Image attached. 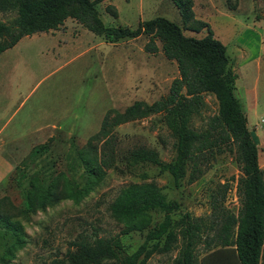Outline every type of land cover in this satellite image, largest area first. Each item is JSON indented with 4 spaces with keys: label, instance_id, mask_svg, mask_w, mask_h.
Instances as JSON below:
<instances>
[{
    "label": "rangeland",
    "instance_id": "1",
    "mask_svg": "<svg viewBox=\"0 0 264 264\" xmlns=\"http://www.w3.org/2000/svg\"><path fill=\"white\" fill-rule=\"evenodd\" d=\"M93 1L106 26L134 29L138 21L154 16L182 26L171 0ZM192 12L225 45L227 70L235 75L233 94L257 138V160L264 170V0H192ZM14 16L0 9V22L8 23ZM205 32L182 30L196 38ZM146 42L144 35L109 42L66 18L56 29L23 36L0 53V199H5L0 210L17 219L22 229L16 246L13 236L0 228V264H48L62 257L78 235L118 236L119 257L129 254L143 241L144 231L121 234L122 225L110 215L108 204L131 183H154L166 199L177 201L173 221L184 212L208 216L209 194L223 183L228 184L224 205L236 211L238 167L232 152L216 155L197 180L187 183L185 176L178 187L157 167L127 163L128 151L137 147L155 151L165 162L174 156L173 137L160 114L152 113L111 127L113 164L80 199L59 200L24 218L16 215L21 206L19 184L27 176L63 172L81 184L76 151L88 141L102 146V139L96 142L92 137L104 116L110 118L135 101L150 104L166 96L177 76L175 62L164 57L158 41L154 52L145 50ZM203 98L201 114L190 119L195 129L216 113L214 96L206 93ZM151 217L155 222L161 216L153 212ZM175 254L176 250L153 253L144 264H172Z\"/></svg>",
    "mask_w": 264,
    "mask_h": 264
},
{
    "label": "trees",
    "instance_id": "2",
    "mask_svg": "<svg viewBox=\"0 0 264 264\" xmlns=\"http://www.w3.org/2000/svg\"><path fill=\"white\" fill-rule=\"evenodd\" d=\"M171 1L182 26L154 16L129 29L104 25L93 0H0L1 10L15 14L8 23L0 22V53L23 36L56 29L71 18L109 42L144 35L145 50L154 52L158 41L164 57L173 60L177 69L163 98L150 104L135 101L110 118L104 116L99 131L92 137L96 142L102 139V146L97 148L88 141L76 151L75 161L83 173L81 184L63 172L46 177L38 171L27 176L19 184L21 206L17 216L24 218L62 199H80L113 164L111 127L152 113L160 114L173 137L174 156L165 162L155 151L137 147L128 151L129 165L157 167L170 175L174 187L185 176L187 183L197 180L210 166V160L225 151L233 153L238 167L234 179L238 203L235 212L224 205L227 183L209 194L208 216L184 212L175 221L171 214L177 210V201L166 199L154 183H131L118 191L108 204V211L121 223V234L144 231L143 241L135 250L119 257L122 251L118 236L78 235L62 257L53 258L48 264H114L105 263L111 258L119 260V264H144L153 253L172 250H176L172 264H197L199 245L203 253L200 264H216L215 260H223L220 264H232L231 260L236 264H264V170L257 160V138L247 128L246 116L233 94L235 75L227 70L225 45L213 37L207 22L194 18L192 0ZM183 28L194 32L204 28L206 32L196 38L184 35ZM206 93L216 99V113L206 118L204 127L195 129L190 126V119L201 114ZM3 200L0 199V206ZM153 212L160 214V220L152 221ZM0 228L13 236V244L21 243V224L4 209L0 210Z\"/></svg>",
    "mask_w": 264,
    "mask_h": 264
},
{
    "label": "crops",
    "instance_id": "3",
    "mask_svg": "<svg viewBox=\"0 0 264 264\" xmlns=\"http://www.w3.org/2000/svg\"><path fill=\"white\" fill-rule=\"evenodd\" d=\"M247 120V119H246ZM234 191H235V187H234ZM202 254L203 253H200L199 254V256H198V258H197V264H200V258H201V256H202ZM223 262V260H215V263L216 264H220V263H222ZM231 262H232V264H236V263H234V260H231ZM228 264V263H227Z\"/></svg>",
    "mask_w": 264,
    "mask_h": 264
}]
</instances>
